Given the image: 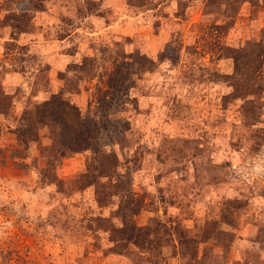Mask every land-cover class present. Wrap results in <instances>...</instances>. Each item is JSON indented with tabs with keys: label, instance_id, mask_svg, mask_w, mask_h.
I'll return each mask as SVG.
<instances>
[{
	"label": "rangeland",
	"instance_id": "rangeland-1",
	"mask_svg": "<svg viewBox=\"0 0 264 264\" xmlns=\"http://www.w3.org/2000/svg\"><path fill=\"white\" fill-rule=\"evenodd\" d=\"M0 264H264V0H0Z\"/></svg>",
	"mask_w": 264,
	"mask_h": 264
},
{
	"label": "trees",
	"instance_id": "trees-1",
	"mask_svg": "<svg viewBox=\"0 0 264 264\" xmlns=\"http://www.w3.org/2000/svg\"><path fill=\"white\" fill-rule=\"evenodd\" d=\"M75 106H70L59 99L51 98L43 102L37 111L39 122L50 125L53 133V141L57 145L54 156L64 157L67 150L77 152L87 146L93 133L88 128L78 127L74 122L79 115L75 114ZM72 119L74 121H72ZM71 120V121H69ZM57 126V128H53Z\"/></svg>",
	"mask_w": 264,
	"mask_h": 264
}]
</instances>
